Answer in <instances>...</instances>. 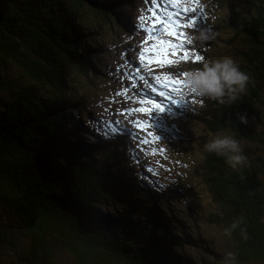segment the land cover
<instances>
[{"label":"trees","instance_id":"obj_1","mask_svg":"<svg viewBox=\"0 0 264 264\" xmlns=\"http://www.w3.org/2000/svg\"><path fill=\"white\" fill-rule=\"evenodd\" d=\"M221 1L211 0L212 10ZM248 3L255 17L234 11L217 24L218 29L229 28L233 38L241 37L244 42L242 61L236 64L250 78L246 91L231 105L188 92L199 110L194 117L184 109L182 112L207 133L227 130L237 140H256L264 147L260 138L254 139L248 132V124L239 120V115L247 114L249 103L263 105L264 0ZM121 12L117 0H12L0 23V73L8 66L22 74L15 78L0 74V205L23 226V237L31 244L29 264L50 262L47 237L63 242L75 264H184L174 259L167 246L177 242L176 234L181 233L186 240L189 237L156 208L158 204L169 209L161 196L142 189L139 197L131 195L138 185L126 167L124 146L116 153L110 145L100 146V137L97 145L85 146L75 137L74 127L66 128L78 121L70 112H84L83 97L72 98L81 95L77 89L68 95V74L74 71L71 66L88 77L90 71L99 74L104 67L97 43L107 39L96 28L83 25L80 18L91 15L120 30ZM195 21L181 31L180 42L189 57L172 63L180 72L210 60L208 52L217 38L209 30L216 22L203 26ZM201 33L206 37L203 40ZM196 56L203 60L196 61ZM16 78L27 82L21 84ZM117 140L120 136L114 135L112 144ZM97 151H103L105 158L96 157L93 152ZM203 156V184L224 214L215 218L228 227L234 219L244 217L242 227H246L248 238H241L239 228L232 233L238 261L264 264V173L258 178L249 165L234 171L225 158L204 148ZM120 166L124 168L117 171ZM103 201L116 204L120 213H100L94 205H103ZM157 217L166 220L165 227L162 220L161 228L155 225ZM9 236L0 223V264H5L1 248L12 244ZM180 242L183 250L184 241ZM13 252L14 264H20L24 251Z\"/></svg>","mask_w":264,"mask_h":264},{"label":"rangeland","instance_id":"obj_2","mask_svg":"<svg viewBox=\"0 0 264 264\" xmlns=\"http://www.w3.org/2000/svg\"><path fill=\"white\" fill-rule=\"evenodd\" d=\"M123 1L117 0L118 9L122 11L123 19H118L121 24L126 21L130 22V14L135 6L132 3L123 6ZM140 1L143 19L141 23L131 28L124 27L121 29L120 25V30L114 29V26L109 28L91 15L80 18L83 25L96 28L101 36L107 39L97 43L99 45L97 49L102 53L98 57L101 62L102 56L105 57L104 63H106L107 68L101 69L99 74L90 71L88 77L71 66L74 71L68 74L67 86L70 90L68 95H72V90L76 88L82 96L77 95L72 98L83 97L82 111L85 112L84 103L86 100L89 101L91 109L86 116L84 115L88 121H83L82 125H79L81 119L78 118V115L70 112L78 121L71 126L67 125L66 128L74 127V135L78 132V140L85 146H94L97 145V142L90 135L81 133L82 126L88 127L94 134L98 133L96 129L99 130L102 139L100 146L111 143L108 142L111 134L119 135L121 143H125V152H127L124 158L129 163L126 167L130 169L132 174L130 178L133 177L137 181V183L135 182L136 185H138L137 189H133L135 195L130 194L133 197H139V190L142 189L151 190L152 194L161 196L169 209L160 208L158 204L155 205L156 208L159 209L165 219L171 220L179 232L183 231L184 235L189 237V240H186L181 233L176 234V237L179 238H177V242H169V247L166 245L174 259L176 261L180 259L184 264H221L224 253L228 251L235 253L236 239H234L233 234L231 238L223 235V229L227 226L217 219L224 216L223 211L203 184L204 169L201 167L204 159L203 148L212 139L213 133L205 132L204 127L198 121L186 118L182 112L184 109L188 115L194 117L199 110V106L195 102L186 100L180 104L175 94L169 91L168 94L177 101L172 104L170 100L156 96L152 92L153 86L158 91L160 90V82L157 81L156 77H167L175 74L176 71H169L167 68L154 67L141 62L140 52L150 48L154 43L148 39V33L144 31L145 27H151L153 23L149 9L153 7L154 0ZM248 1L252 0H222L216 3L218 7L215 10H212L211 0H193L186 3L179 1L182 8L186 7L192 17L202 22L201 25L211 26L216 22L215 27L209 29L217 37L208 52L210 60L227 56L233 59L235 63L242 61L240 54L244 51V42L241 37L233 38L235 37L233 31L229 28H226L225 31L218 29L217 24H221L234 11H239L244 17H255ZM155 4L158 7L161 5L168 7L169 0H155ZM186 13L182 12V15L186 17ZM135 31L138 32L137 36H134ZM163 38L170 39L167 36ZM108 43H110L107 46L109 52L105 49V45ZM128 48L134 49V61L129 59V64H126L125 52ZM184 58L182 52L171 57V59L178 60ZM96 69L95 66L94 70ZM0 74L11 78L22 76L19 70L8 66L7 71H1ZM120 76L124 82L122 85H117L112 79ZM26 82L25 79L20 80L21 84ZM120 86L125 95L124 100L121 101L118 91ZM0 96L3 97L1 93ZM148 97L163 104L164 110H152L151 114L137 111V109L151 107L139 102ZM1 99L4 103V99ZM261 100L262 106L259 103H249L246 118L249 126L248 132L252 134L254 139L260 138L264 142V113H262L264 111V89H262ZM140 121L147 123L140 124L138 123ZM103 126L108 127L109 131L102 130L101 132ZM78 128L80 129L78 130ZM239 141L244 149V154L248 157V165L251 170L258 178H262L264 173L263 144L256 140L242 139ZM93 153L98 158H105V155L102 154L103 151ZM120 167L117 171L124 168L123 166ZM102 203L103 205H94V208L100 213L109 215L120 213L116 204L108 201ZM161 220L160 217H157L158 222L154 220L155 225H158L159 228H161ZM165 221L162 220V227H165ZM0 223L10 232L11 236H9L8 241L12 240V244L1 248L4 263L14 264L16 255L13 250L19 249L24 251L20 264H29L28 251L31 244L23 237V226L10 211L1 205ZM159 233L157 230L156 235L159 236ZM180 239L184 241L183 250ZM45 242L52 253L48 264H75L63 242L58 238L47 237ZM34 264L40 263L34 262ZM238 264L244 263L238 261ZM247 264L263 263L248 262Z\"/></svg>","mask_w":264,"mask_h":264},{"label":"clouds","instance_id":"obj_3","mask_svg":"<svg viewBox=\"0 0 264 264\" xmlns=\"http://www.w3.org/2000/svg\"><path fill=\"white\" fill-rule=\"evenodd\" d=\"M123 1V6L129 4ZM124 22L121 24V29ZM201 40L205 39L201 33ZM194 39V38H190ZM186 88L201 98L216 101L221 105H231L240 99L249 84V76L240 69L230 57H223L214 60H204L200 67H193L183 74ZM241 124L246 125L248 120L246 115H239ZM205 151L214 153L225 158V163L234 171H242L249 164L248 157L244 154V149L239 140L235 139L227 130L218 131L213 134L212 139L204 145ZM244 217L234 219L232 223L223 229V235L231 238L236 229H240L242 239H247ZM221 264H238L237 254L228 251L224 253Z\"/></svg>","mask_w":264,"mask_h":264},{"label":"snow or ice","instance_id":"obj_4","mask_svg":"<svg viewBox=\"0 0 264 264\" xmlns=\"http://www.w3.org/2000/svg\"><path fill=\"white\" fill-rule=\"evenodd\" d=\"M162 8V10H161ZM152 14V25L151 27H145L144 31L148 33V39L154 41L150 48L145 49L140 52V60L143 64L148 65H167L174 63L171 57L176 56L177 53L182 52L185 59L188 57L189 53L184 50V44L182 41L183 32L178 31L179 29L187 26H192L196 23L194 17H185L182 12H187V8H182L179 0H169V6L163 7L162 5L158 7L153 3V7L149 9ZM169 37L170 39H164L163 37ZM196 61L203 60L202 56H196ZM157 81L160 82L158 91L155 86L152 87V92L156 96L163 97L170 100L172 104L177 101L170 96L169 91L176 93L180 92L181 88H186L185 84L181 81L172 79L171 77H156ZM141 104L151 107H145L142 109H137V111L148 112L151 114L152 110L163 111V104L158 100H154L151 97L143 98L139 101ZM140 124H145L147 122L140 121Z\"/></svg>","mask_w":264,"mask_h":264},{"label":"water","instance_id":"obj_5","mask_svg":"<svg viewBox=\"0 0 264 264\" xmlns=\"http://www.w3.org/2000/svg\"><path fill=\"white\" fill-rule=\"evenodd\" d=\"M12 0H0V23L3 21L7 9Z\"/></svg>","mask_w":264,"mask_h":264},{"label":"bare ground","instance_id":"obj_6","mask_svg":"<svg viewBox=\"0 0 264 264\" xmlns=\"http://www.w3.org/2000/svg\"><path fill=\"white\" fill-rule=\"evenodd\" d=\"M186 8V7H185ZM198 27V26H197ZM174 94V93H173Z\"/></svg>","mask_w":264,"mask_h":264}]
</instances>
